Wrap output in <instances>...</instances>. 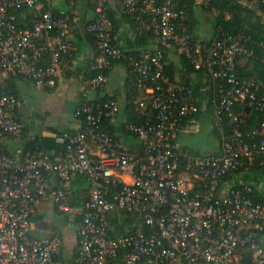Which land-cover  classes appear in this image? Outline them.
<instances>
[{"label":"built area","instance_id":"2783aa9c","mask_svg":"<svg viewBox=\"0 0 264 264\" xmlns=\"http://www.w3.org/2000/svg\"><path fill=\"white\" fill-rule=\"evenodd\" d=\"M36 5L37 0H0V264H67L60 258L61 235L32 233L39 205L50 198L78 230L76 264H113L119 258L125 264H242L245 253L250 255L246 264H264V201L253 197L252 185H227L225 179L256 164L264 168V97L258 96L257 80L237 75L239 56L253 52L244 45L247 38L222 32L208 44H197L177 29L185 14L178 0H123L121 16L134 17L138 32L150 31L158 42L156 48L125 49L113 34L109 0H95L87 30L95 36L98 73L90 83L104 89L107 69L127 62L138 92L130 87L126 99L145 118L125 124L138 146H124L105 127L121 121L123 105L103 95L77 103L75 116L82 117L83 128L58 138L66 144L62 151L11 149L9 139L24 129L22 103L3 87L15 75L37 87H55L60 66L75 48L68 14L45 11L31 27L21 26L17 12ZM171 50L219 81V155L190 154L179 140L188 123L200 127L195 117L200 107L192 85L167 75ZM238 103L263 114L251 132L241 128ZM76 177H83L89 189L75 207L70 201ZM118 210L132 214L139 229L112 236L109 215Z\"/></svg>","mask_w":264,"mask_h":264},{"label":"crops","instance_id":"0c3cea01","mask_svg":"<svg viewBox=\"0 0 264 264\" xmlns=\"http://www.w3.org/2000/svg\"><path fill=\"white\" fill-rule=\"evenodd\" d=\"M123 0H109L110 11L116 16L117 23L114 35L116 42L125 49H134V43L136 38V28L133 22L124 18L120 14V7ZM198 3L201 0L197 1ZM95 10V0H37V5L32 10H21L18 12V19L22 27H31L38 18V15L42 11L56 12L59 14H68L71 17L74 24V31L71 34L72 41L74 43V50L71 58L67 63L62 64L59 68L55 87H45L48 90L56 91L62 94L63 92L69 93L71 89L75 92L76 105L83 100H95L99 99L103 95L109 97H115L123 105V111L121 114V120L124 118L125 106L127 104L126 99V83L129 77L128 67L125 62H115L108 72V83L104 89L93 88L90 83L91 78L94 76V61L97 55V47L94 40L88 33L87 24L92 19ZM197 14L200 19L196 34L200 41H206L210 39L212 35L211 25L209 23L210 16L206 14L201 8L197 9ZM158 46L157 40L152 41L147 48H156ZM145 48V47H144ZM168 62L174 63L178 69L183 68L181 53L178 50H171L168 55ZM179 75L176 78L179 79ZM31 81L23 78L21 75L13 76L9 82L15 85L19 92V99L23 106L22 96V82ZM204 93L209 96L202 103L200 114L196 116L200 127L195 129L191 123H188L181 131L179 140L186 148V151L192 154L193 141L190 137L193 133L197 132L201 138L208 141L209 147L206 155L220 154L222 150L221 141L215 135V104L210 100V94L208 88L202 89ZM83 128V121L81 118L75 116L73 119L64 125L63 127H48L43 131H37L31 135L25 130L22 135L9 139V146L14 149L18 146H27L31 143V139L36 136L52 137L58 140L59 137L70 136L78 133ZM118 139L126 147L135 148L138 146L136 137L132 135L118 134ZM62 143L61 141H59ZM50 145H52L50 143ZM47 152L53 153L54 148L48 149ZM259 170L250 169L236 173L233 177L227 179V185L232 183L238 184H250L254 188L256 196L264 199V192L262 188L256 184ZM84 183L86 186L83 187ZM78 189V195L82 203L86 199L85 194L88 193L89 184L85 180L76 181L73 184V196ZM73 200V199H72ZM71 200V201H72ZM56 212L64 215V223L56 222L50 219L51 215ZM121 210L113 212L109 217L110 228L124 225L126 228L139 229L135 220L131 221L130 218L120 215ZM52 220V221H51ZM33 230L32 233L37 236H47L53 234H59L63 238V245L60 253V258L67 264H76L75 255L78 248V230L75 226L70 225V215L58 211L56 204L50 198L42 202L38 207V214L32 221ZM113 264H125L123 258H119ZM139 264H148L146 262H140Z\"/></svg>","mask_w":264,"mask_h":264},{"label":"trees","instance_id":"16d2710c","mask_svg":"<svg viewBox=\"0 0 264 264\" xmlns=\"http://www.w3.org/2000/svg\"><path fill=\"white\" fill-rule=\"evenodd\" d=\"M198 0H178V6L180 8L185 9V14L177 21V29L181 33H188L194 43H201V44H208L211 42L212 38L220 34L222 32L225 33H232V34H243L247 40L244 41V45L251 51V54L240 55L238 58L237 64V75L241 79H248L252 78L259 82L258 87V96L264 97V1L263 0H201L200 3L197 2ZM201 8L206 14L210 16L209 23L211 25L212 35L210 39L206 41H200L196 30L198 29V25L200 19L197 14V9ZM19 12V11H18ZM17 12V15H18ZM45 12V11H42ZM41 12V13H42ZM53 14L60 15L59 13L52 12ZM110 17L113 19L114 22V29L113 34L115 33L114 30L116 29L117 19L116 16L109 11ZM124 18L129 19L133 22L134 27L136 28V38L134 49L140 50L147 47L152 41L156 40V36L150 32L145 31L139 33L138 28V21L129 15H123ZM91 21V20H90ZM89 21V22H90ZM20 22V21H19ZM88 22V23H89ZM89 35L95 42V36L89 32ZM158 43V42H157ZM170 52V51H169ZM169 52L166 54V73L169 75L171 79H176V76H180L179 79L186 83L190 84L194 88V100L196 101L197 105L202 108V103L207 97L208 94L204 93L202 89L208 88L210 91V101L215 104L217 99V85L219 81L215 80L213 75L208 70H197L195 69L192 62L185 57L184 54H181L182 57V64L183 68L178 69V67L174 63L168 62V55ZM48 60V59H47ZM123 62H127L122 60ZM118 62V61H116ZM115 63V62H114ZM113 63V64H114ZM112 68V67H111ZM107 69L106 74L110 69ZM98 73L97 70H94V76ZM130 87H132L135 91V87L133 86V81L131 77H128L125 90L127 91ZM4 92L8 94H14L17 97L20 96V92L15 85L10 84L8 81L2 89ZM138 92V91H136ZM109 96L104 95L103 98H108ZM115 98V97H112ZM116 99V98H115ZM247 103H238L235 106V110L241 114L242 122L241 128L246 132H251L255 126L259 125L263 121V114L256 110L254 107H250L248 110ZM125 116L124 118L119 121L118 123H105V127H109L111 132L113 133L114 137L118 138V134L130 136L132 133L125 128L126 123L136 122L141 123L145 120L144 116L138 110L137 104L134 101L127 102L125 106ZM200 111L195 115L198 116ZM79 118L82 119L80 116ZM19 119L22 121L21 116L19 114ZM226 124V131L225 133L230 132V125L228 123V119L225 120ZM25 127L23 129L22 134L25 131ZM214 133L220 141H222V132L218 128L215 122V129ZM21 134V135H22ZM132 137H136L135 135ZM50 143L52 145H50ZM65 143H60L57 141L56 137H41L36 136L35 138L31 139V143L25 146L26 149H32L33 151L36 150H43L47 151L48 149L54 148V151L60 152L65 148ZM136 148V147H135ZM134 148V149H135ZM185 148V147H184ZM186 149V148H185ZM218 155V154H215ZM255 170L263 171L264 168L256 164L254 166ZM228 179V176L225 177ZM85 180L82 178H75L76 181ZM86 181V180H85ZM87 182V181H86ZM253 197L256 200L264 201V199L259 198L256 196V193H253ZM73 200L70 201L72 206H80L82 205V201L79 198L78 190L75 191V194L72 198ZM120 215L126 216L134 221V217L132 214L121 210ZM110 217V215H109ZM143 230L145 232H149V227L144 226ZM136 229L134 228H126V226H116L115 228H110V234L112 236H119L134 233ZM250 259V255L245 253L244 260L242 264H246Z\"/></svg>","mask_w":264,"mask_h":264},{"label":"rangeland","instance_id":"374dc122","mask_svg":"<svg viewBox=\"0 0 264 264\" xmlns=\"http://www.w3.org/2000/svg\"><path fill=\"white\" fill-rule=\"evenodd\" d=\"M21 86L23 89L22 102L24 109L19 114L26 131L30 135L39 130L43 131L48 127H63L73 119L74 109L76 107L75 92L73 89L69 93L63 92L60 94L56 91L37 87L33 81L22 82ZM190 137L193 141L192 154L199 156L206 155L209 147L208 141L204 142L197 132L193 133ZM257 173L258 178L255 180L256 184L264 192V172L258 171ZM84 186H86V183H84ZM87 194H85V197ZM52 218L60 223H64L65 220L64 215L56 212L51 215L50 219Z\"/></svg>","mask_w":264,"mask_h":264},{"label":"water","instance_id":"95a60500","mask_svg":"<svg viewBox=\"0 0 264 264\" xmlns=\"http://www.w3.org/2000/svg\"><path fill=\"white\" fill-rule=\"evenodd\" d=\"M250 109V107H248V110Z\"/></svg>","mask_w":264,"mask_h":264}]
</instances>
